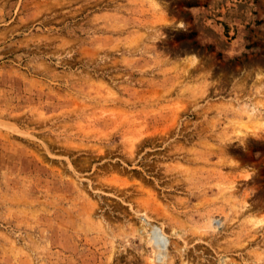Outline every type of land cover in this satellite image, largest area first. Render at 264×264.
I'll return each instance as SVG.
<instances>
[{
    "label": "rangeland",
    "instance_id": "374dc122",
    "mask_svg": "<svg viewBox=\"0 0 264 264\" xmlns=\"http://www.w3.org/2000/svg\"><path fill=\"white\" fill-rule=\"evenodd\" d=\"M0 264H264V0H0Z\"/></svg>",
    "mask_w": 264,
    "mask_h": 264
}]
</instances>
